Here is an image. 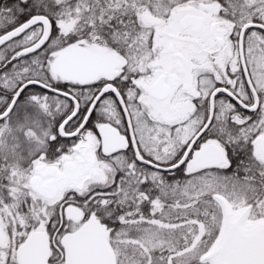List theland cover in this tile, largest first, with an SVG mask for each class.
<instances>
[{
	"label": "snow or ice",
	"instance_id": "snow-or-ice-1",
	"mask_svg": "<svg viewBox=\"0 0 264 264\" xmlns=\"http://www.w3.org/2000/svg\"><path fill=\"white\" fill-rule=\"evenodd\" d=\"M0 264H264V0H0Z\"/></svg>",
	"mask_w": 264,
	"mask_h": 264
}]
</instances>
